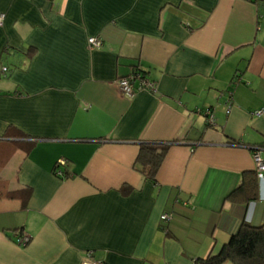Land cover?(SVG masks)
<instances>
[{"label": "crops", "instance_id": "0c3cea01", "mask_svg": "<svg viewBox=\"0 0 264 264\" xmlns=\"http://www.w3.org/2000/svg\"><path fill=\"white\" fill-rule=\"evenodd\" d=\"M0 14V264H193L242 221L264 225V178L226 200L264 146V6L0 0ZM133 70L156 91L120 94ZM143 142L170 144L154 183L134 170Z\"/></svg>", "mask_w": 264, "mask_h": 264}, {"label": "trees", "instance_id": "16d2710c", "mask_svg": "<svg viewBox=\"0 0 264 264\" xmlns=\"http://www.w3.org/2000/svg\"><path fill=\"white\" fill-rule=\"evenodd\" d=\"M260 5L264 6V4ZM142 74L144 73L142 72ZM138 146L134 170L154 183L170 144L143 142L139 143ZM256 148H264V146ZM55 169L56 165L54 171ZM256 188L255 172H246L243 174L240 186L231 192L226 200L232 202L239 200L248 203L254 198ZM122 191L127 192L129 189L126 187ZM238 195L241 196L240 199H237ZM17 236L19 237L21 234H17ZM227 262L231 264H264V225L253 226L242 221L217 254L209 255L205 259H197L193 264H225Z\"/></svg>", "mask_w": 264, "mask_h": 264}, {"label": "built area", "instance_id": "2783aa9c", "mask_svg": "<svg viewBox=\"0 0 264 264\" xmlns=\"http://www.w3.org/2000/svg\"><path fill=\"white\" fill-rule=\"evenodd\" d=\"M256 2L260 4H264V0H256ZM4 21V15L0 14V26H2ZM87 44L90 48L93 49H100L102 47V42L98 38H88ZM3 71H5V68H3ZM118 90L120 94L127 98H132L136 91H147L150 93H154L155 87L153 82L148 80L141 71L139 70H133L128 76L119 78L116 82ZM264 113V110H257L252 113L253 116L259 117ZM208 123H213V116L208 114ZM264 152V148H253L252 149V160L254 163V170L255 175L258 180H262L264 178V157L262 156V153ZM66 165L65 160L61 159L56 163V169L54 173H56L57 176H62V172L60 170L61 167H64ZM172 219V215L169 213H164L160 216V221L162 223H167ZM29 237L21 234L15 242L18 246H26L29 242ZM83 264H102L99 260H94L90 253H87L86 260Z\"/></svg>", "mask_w": 264, "mask_h": 264}, {"label": "rangeland", "instance_id": "374dc122", "mask_svg": "<svg viewBox=\"0 0 264 264\" xmlns=\"http://www.w3.org/2000/svg\"><path fill=\"white\" fill-rule=\"evenodd\" d=\"M225 264H231V263L227 262V263H225Z\"/></svg>", "mask_w": 264, "mask_h": 264}]
</instances>
